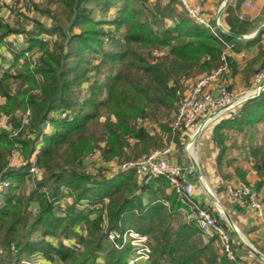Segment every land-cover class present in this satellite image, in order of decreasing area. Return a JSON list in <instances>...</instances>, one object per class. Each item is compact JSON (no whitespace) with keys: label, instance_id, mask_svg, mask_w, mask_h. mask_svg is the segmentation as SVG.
I'll return each instance as SVG.
<instances>
[{"label":"trees","instance_id":"obj_1","mask_svg":"<svg viewBox=\"0 0 264 264\" xmlns=\"http://www.w3.org/2000/svg\"><path fill=\"white\" fill-rule=\"evenodd\" d=\"M55 1L53 9L46 4L38 8L52 18L50 27L36 22L33 29L25 30L0 22V44L11 33H24L29 43L25 50L42 49L33 67L23 63L16 74L1 72L0 67V95L6 98L0 109L6 114L30 109L23 134L34 136L27 140L19 135L26 148L24 162L17 167L5 168L10 147L0 145V182L8 181L0 190V248L12 257L13 264L36 254L53 264H99L100 258L101 264H124L129 247L118 250L106 241L102 229L105 210L110 228L130 227L148 235L151 264H226L224 255L218 259L214 252L215 237L203 242L198 227L175 223L173 213L181 202L173 190L167 193L165 177L140 184L133 172L93 178L79 167L90 143L104 137L111 153L129 159L162 147L161 137L150 134L140 121L152 117L171 134L168 118L182 98V82L217 68L226 45L237 50L243 43L257 41L264 31L242 41L216 28L219 39L187 17L175 0ZM237 21L236 29L226 28L244 34L245 22ZM53 34L57 36L54 41H42V35ZM23 51L15 54V61ZM263 55L260 50L246 67L252 76L263 66L264 61L252 69ZM227 61L233 67L228 55ZM85 85L86 98L81 100ZM34 88L40 93L30 94ZM53 110L57 115L70 110L72 117L52 118ZM49 118L55 131L46 133L43 123ZM262 120L264 91L215 120L211 131L221 149L220 158L228 149L226 131L254 132ZM41 137L38 163L44 174L34 180L26 172L34 138ZM129 139L135 140L131 155L123 150ZM4 141L11 144L7 132L0 129V144ZM248 148L247 158L261 177L256 183L259 187L264 181V148L257 144ZM236 171L244 180V172ZM30 179L32 188L25 193L23 187ZM64 184L65 189L61 188ZM64 196L69 199L61 207L59 200ZM102 198L108 199L106 206ZM85 199L100 207H83ZM31 207L36 210L33 214ZM70 240L77 249L68 244Z\"/></svg>","mask_w":264,"mask_h":264},{"label":"built area","instance_id":"obj_2","mask_svg":"<svg viewBox=\"0 0 264 264\" xmlns=\"http://www.w3.org/2000/svg\"><path fill=\"white\" fill-rule=\"evenodd\" d=\"M183 13L196 24L208 28L219 39L221 37L215 32V25H212L201 0H175ZM254 0H245L243 5L251 9ZM0 0V17L4 14V9ZM20 5V2H18ZM241 18V15H239ZM42 41H50L51 37L42 35ZM28 38L24 33H11L3 43L0 44V58L5 55L22 53L21 58L34 65L37 61L35 57L38 51L25 50L28 47ZM221 53V64L198 78L190 85L180 99L172 122V131H192V135L202 124L203 128L212 124L229 108L238 105L245 100L246 95L256 91L264 84V64L253 75L250 88L237 94L230 89L223 81L222 76L228 69L227 51ZM12 56V55H11ZM63 118H71L70 113L63 112ZM45 123V122H44ZM48 123H46L47 126ZM45 125H43L44 127ZM202 128V129H203ZM46 130V127H44ZM48 130V128H47ZM202 131V130H201ZM173 140L169 141L164 147L153 149L150 153L140 156L135 160L123 162L119 167L118 173L133 172L140 184H146L153 178L165 177L170 189L173 190L181 203L186 204L191 209V215L188 217V223H193L201 230L204 237H215V241L220 252L226 258V264H245L239 260L234 251L230 234L225 226L206 206L200 205L192 198V185L183 177V169L180 165L171 163L169 155L174 148ZM37 153L34 152L29 158V166L27 169L31 177H39L40 171L36 166ZM8 185V181L0 182V190ZM224 187L228 195L232 199H236L240 203L249 205L256 210L258 215L262 214L263 206L259 198L258 191L253 183L249 181L238 180L236 182L227 181ZM88 202L84 200L86 206ZM62 207V205H61ZM100 204L90 205V208L98 209ZM35 213V208L32 210ZM102 229L105 234L106 241L115 249L121 250L126 246L129 247V253L124 264H151L152 250L149 244V237L145 233H141L133 228L126 227L110 228L108 225L106 211L103 212ZM72 242V241H70ZM68 244L74 249L77 245L73 242ZM36 264H45L38 261ZM49 264V263H46Z\"/></svg>","mask_w":264,"mask_h":264},{"label":"crops","instance_id":"obj_3","mask_svg":"<svg viewBox=\"0 0 264 264\" xmlns=\"http://www.w3.org/2000/svg\"><path fill=\"white\" fill-rule=\"evenodd\" d=\"M201 1L209 18L215 23L217 11L224 0ZM244 1L228 0L220 14V22L225 28L236 29L237 20L244 21L246 31L241 35H249L264 22V0H254L251 9L243 5ZM260 50H264V33L257 41L243 43L237 50L227 51L233 67L228 68L222 79L228 87L238 92L251 85L252 73H248L246 67L254 57H257ZM263 61L264 55L256 60L252 69H256ZM147 131L150 134L156 132L161 137L162 146L173 140L174 148L169 155V161L182 167L184 179L192 185L193 200L208 207L228 230L238 259L245 264H264V181L256 187L261 177L253 168V162L248 160L247 151L242 150L238 155H232L230 153L232 144L229 145L225 141L228 149L223 158H220L221 149L216 143V137L212 135L211 124L203 128L194 139H191L192 131H177L170 134L159 125H154L152 129L148 127ZM242 146L248 148L250 144ZM237 168L244 172L243 181L253 183L258 191L263 206L261 215L249 205L232 199L226 192L225 182L242 180L237 174ZM166 191L167 193L171 191L170 186ZM190 215V207L181 203L173 213V219L177 224L194 225L187 221ZM76 229L79 230L78 227ZM207 238L202 236L203 242L208 241ZM213 246L219 259L222 253L216 241Z\"/></svg>","mask_w":264,"mask_h":264},{"label":"rangeland","instance_id":"obj_4","mask_svg":"<svg viewBox=\"0 0 264 264\" xmlns=\"http://www.w3.org/2000/svg\"><path fill=\"white\" fill-rule=\"evenodd\" d=\"M1 1H2L1 3L3 6V9H4V14L2 17H0V22H4V23L6 22V23H8V25L10 27L23 26V28H25V30L33 29L36 26V22H39L46 27H50V25L52 24V18H50V16H48L46 13H44L43 11H41L38 8L39 7H45V4H46V6L48 8L53 9L57 3L55 0H1ZM150 1L153 3L156 0H150ZM165 1H167V0H163V1L161 0L160 2L163 3ZM18 2H20V5L18 4ZM45 2H48V3H45ZM105 27L109 28L111 26L106 25ZM54 35L55 34L51 35L52 37H51V40L49 42H52L57 38V36H54ZM32 51H38V55L35 57L36 61L38 62L39 56L41 55V52H42V49L40 47H36ZM161 51H166V48H162ZM10 54L12 56L11 55H5L4 57L0 58V67L2 68L1 72L7 71L9 73L16 74L17 70H19L21 68L23 63H27L29 68L33 67L34 65L37 64V62H36L34 65H31V62L27 61L25 58H18V61H15V57H14L15 55L12 53H10ZM229 67L230 66L228 65V68ZM206 73H208V72H203V73L195 75L194 77H190V78L184 80L182 82L181 88H180L181 95H183V93H185L187 91L191 82H193L196 78H198V77H200ZM12 85L14 88V84H12ZM15 87H16V84H15ZM24 87L27 88L26 83L24 84ZM249 88H250V85L247 89H249ZM247 89H245V90H247ZM86 90H87V86L85 85L83 87V89L81 90V94H80L81 96L79 97L81 100L86 98V93H85ZM14 91H15V89H14ZM243 91L244 90L242 89L238 92L237 91H235V92L237 94H239ZM37 93H40L39 88H34V89L30 90V94H37ZM5 102H6V98L0 95V107L2 105H4ZM30 111H31L30 109H26V110L17 109L14 113L6 114L0 109V129L7 132V138L11 142V144H6L4 141V142H1V144H0L1 148L6 147L7 145L10 147V151H9L8 158H7L8 161L6 163L5 168L17 167V166L23 164V162H24V153H25L26 147L24 146V144L19 142V135H21V133H22V135L24 136V134H23L24 130L23 129L27 125L29 116L31 115ZM66 111L68 113L70 112V110H63V111H59L58 115H57L56 111L53 110L49 114V116L52 118L63 119L61 114L63 112H66ZM175 112H176V110L173 111L172 114L170 115V117L168 118L169 119L168 122L170 123L169 125H170L171 131H172V122H173ZM151 118L146 117V119H144L140 122L152 129L153 126L156 125L158 122L155 121L154 118H152V119ZM104 120H105V116H101L100 121H104ZM136 121H137V119H136ZM44 122L45 123H43V124L45 125L44 127H46V130H45L46 133H51L52 131H55L54 130V124H52V122L50 121V118ZM46 123H48L47 126H46ZM47 128H48V130H47ZM171 133L174 134L175 130H174V132L172 131ZM225 133H226L225 134L226 143H229V145L232 144V147L230 149V153H232V155H238L239 151H242V150L247 151V149H249V148L244 147L242 145H247V144L253 145L256 143H260V144H262L261 147L264 148V146H263L264 145V120H262L256 124V129L254 132L246 130V131L240 133L238 131L231 130V131H226ZM29 137L33 138L34 136H26V137L24 136V139L30 140ZM34 139H35V143L33 145V150L31 152V154L34 152V150L36 151V153H37L36 166L39 169L41 174L39 177H32V179L40 180L44 174V168L39 166L38 155H39L40 147L42 145L43 140H42V137L39 139H36V138H34ZM129 142H130V144L123 146V150H124L125 154L127 153V154L131 155L132 153H134V150L132 149V148H134L133 147L134 140L129 139ZM260 144H257V145H260ZM164 146H162V147H164ZM108 147H109V141L107 140V137H104V138L97 140L95 142V144L92 143V146L90 143V145L88 146L89 149L86 151L85 154H83L81 156V158L83 160V165L79 167V170L83 173H86L87 175H89L90 177H93V178H99L100 176L108 177V176L117 174L119 171L118 167L123 162L135 160V159H131V158L130 159L125 158L124 156H119L118 154L111 153V151H110V149H108ZM158 148H161V147H158ZM262 150H264V149H262ZM31 154H30V156H31ZM142 155H145V153ZM29 175L30 174L27 173V176H29ZM66 187H67V185H65V184L61 185V188H63V189H65ZM31 188H32V180L30 179L24 185L23 190L25 193H28L31 190ZM68 199H69V197L67 198L64 196V198L59 200V203H61V205L63 207H65L66 205H64V204L67 203L66 201ZM86 202H87V200H86ZM107 202H108L107 198H102L103 205L106 206ZM87 204L89 205L90 202H88ZM82 206L85 207V205H82ZM29 209H30L29 210L30 213L33 214L34 213L32 211L33 207H31ZM63 242H67V241L63 240ZM70 243L72 244L73 241ZM0 254H2L1 264H13L14 263L12 257L11 256L7 257L4 250H2V248H0ZM38 261H40L41 263H45V264L46 263L53 264L52 262H47L41 255H37V254L34 256H31L29 258H22L18 264H36ZM151 262H152V258H151ZM101 263H102V259L100 258L99 264H101ZM55 264H59V263H55Z\"/></svg>","mask_w":264,"mask_h":264},{"label":"water","instance_id":"obj_5","mask_svg":"<svg viewBox=\"0 0 264 264\" xmlns=\"http://www.w3.org/2000/svg\"><path fill=\"white\" fill-rule=\"evenodd\" d=\"M228 0H224L218 11H217V14H216V19H215V22H216V27L218 29V31L224 35H227V36H230L234 39H239V40H249V39H254L256 36H258L259 34H261L263 31H264V22L262 23V25H260L253 33L249 34V35H241V34H237V33H234L230 30H228L227 28H225L221 22H220V14L222 12V10L224 9V7L226 6ZM264 91V84L261 85L256 91L248 94L245 96V98L243 100H248V99H251V98H254L256 96H258L259 94H261L262 92ZM203 128V125L201 124L197 130L195 131V133L191 136V139H194V137L200 133V131L202 130Z\"/></svg>","mask_w":264,"mask_h":264}]
</instances>
